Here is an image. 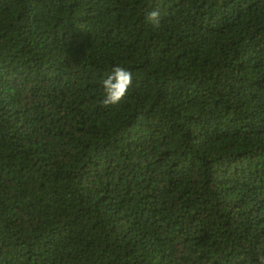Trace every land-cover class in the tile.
<instances>
[{"label":"trees","instance_id":"obj_1","mask_svg":"<svg viewBox=\"0 0 264 264\" xmlns=\"http://www.w3.org/2000/svg\"><path fill=\"white\" fill-rule=\"evenodd\" d=\"M115 63L133 87L105 106ZM260 248L264 0H0V264Z\"/></svg>","mask_w":264,"mask_h":264},{"label":"clouds","instance_id":"obj_2","mask_svg":"<svg viewBox=\"0 0 264 264\" xmlns=\"http://www.w3.org/2000/svg\"><path fill=\"white\" fill-rule=\"evenodd\" d=\"M145 19L158 26L160 23V12L158 9L147 11ZM102 100L105 106L118 105L129 93L133 87V73L124 65L115 63L111 66L101 79ZM254 264H264V248L258 249Z\"/></svg>","mask_w":264,"mask_h":264}]
</instances>
